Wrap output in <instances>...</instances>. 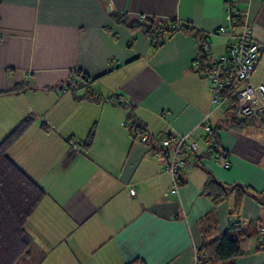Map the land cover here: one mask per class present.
<instances>
[{"label": "crops", "instance_id": "1", "mask_svg": "<svg viewBox=\"0 0 264 264\" xmlns=\"http://www.w3.org/2000/svg\"><path fill=\"white\" fill-rule=\"evenodd\" d=\"M228 7L241 20L236 27ZM141 16L192 26L214 58L244 27L264 41V0H0V142L32 118L6 154L45 193L25 224L44 252L40 264H194L195 249L216 238L205 239L198 225L212 204L197 162L221 184L264 194V121L217 129L219 156L200 159L211 145L205 128L220 127L224 111L194 68L196 39L175 32L155 47L130 27ZM249 80L264 85V53ZM88 91L108 101L82 99ZM129 108L150 138L198 143L197 153L181 155L175 195L164 196L173 185L164 154L156 157L126 127ZM232 205L229 195L216 208L225 233ZM234 219L240 230L253 224L257 240L217 264H264V205L246 196Z\"/></svg>", "mask_w": 264, "mask_h": 264}, {"label": "trees", "instance_id": "2", "mask_svg": "<svg viewBox=\"0 0 264 264\" xmlns=\"http://www.w3.org/2000/svg\"><path fill=\"white\" fill-rule=\"evenodd\" d=\"M116 18L117 16H115ZM116 20L118 21L119 18ZM240 21L238 16H231V25L233 27L240 24ZM130 27L140 29L146 36L150 37L155 47L161 45L168 35L175 32L192 35L197 43L196 59L200 63L199 72L202 73L204 68L208 66L207 54L203 50V45L207 42V36L192 26L178 24L174 20L161 22L144 18L140 22L130 25ZM82 99L96 102L108 101L97 97L91 91H88ZM229 105L231 106L223 112L224 120L220 122V127L210 128L211 145L208 151L199 157L200 159L208 157L212 152L219 156L216 151L218 146L217 129L239 130L244 128L249 122V124L254 123L252 120H258V123L262 120L264 121V112L243 119L235 118L232 113L234 107L232 98L229 100ZM121 106L127 109L126 105L121 104ZM127 121L131 123V128L142 131L141 126L132 116L131 108H129ZM31 122V117L25 118L0 142V264H40L44 258V252L27 234L25 224L43 199L45 193L6 154L8 148L29 127ZM92 139L93 130H90L82 143V147L88 148L92 143ZM196 165L206 173V181L202 187L201 194L208 198L212 204V210L199 221L198 225L203 236L207 234L209 236L215 235L216 238L202 243L195 249L194 264H217L239 258L243 256L240 250V240L229 237L227 233L217 234L216 208L225 202L229 195L233 196L232 209L228 212L229 229L236 230L238 229L236 227L238 222L234 218L238 215L242 199L247 196L258 204L264 205V194H257L241 184H221L210 173L205 171L198 162ZM241 235H243L242 232L239 233V236ZM258 250H264V240L258 244ZM136 263L137 261H134L130 264Z\"/></svg>", "mask_w": 264, "mask_h": 264}, {"label": "built area", "instance_id": "3", "mask_svg": "<svg viewBox=\"0 0 264 264\" xmlns=\"http://www.w3.org/2000/svg\"><path fill=\"white\" fill-rule=\"evenodd\" d=\"M231 7L226 10V19L231 23L233 16ZM144 16H141V20ZM209 43L203 45V50L208 52ZM264 53V41L254 40L248 28L235 36V40L230 44L226 52L217 58L207 55L208 66L201 73L202 77L211 83V104L216 109L225 111L231 105L229 100H234L232 113L235 118L243 119L249 116L264 112V85H252L250 76L258 64L260 57ZM194 68L199 71L200 63L194 60ZM110 100L118 101V96H112ZM126 127L130 130L133 140L140 144H148L156 157L164 154V172L172 177L173 185L164 196L175 195L177 192V174L185 164L181 155L195 154L199 151L196 141L188 138V135L170 136L161 134L157 139L150 138L140 130L131 128V123L126 122ZM205 131L210 132L206 127ZM75 146L73 145L72 148ZM224 167H228V160L221 158L217 160ZM130 194L134 195V187L131 186ZM239 223L236 224L238 226Z\"/></svg>", "mask_w": 264, "mask_h": 264}, {"label": "rangeland", "instance_id": "4", "mask_svg": "<svg viewBox=\"0 0 264 264\" xmlns=\"http://www.w3.org/2000/svg\"><path fill=\"white\" fill-rule=\"evenodd\" d=\"M216 231H217V234L225 233L224 232L225 230H220L218 222H217V225H216ZM257 231H258L257 228L253 224L246 223V225L243 228V230H240V229H238V230L237 229L236 230H231L227 234L231 238L239 239L240 240L241 249L243 250L246 245H247V247L249 246V241H251V240H254V241L257 240V234H258ZM240 232H242L243 235L239 236V233ZM203 237L205 239H209L210 238V236L208 234L207 235H204ZM206 242H207V240H206ZM255 245L257 246V244H255Z\"/></svg>", "mask_w": 264, "mask_h": 264}]
</instances>
